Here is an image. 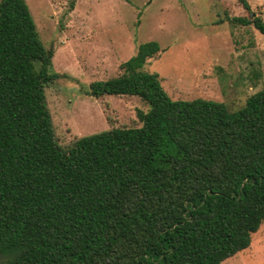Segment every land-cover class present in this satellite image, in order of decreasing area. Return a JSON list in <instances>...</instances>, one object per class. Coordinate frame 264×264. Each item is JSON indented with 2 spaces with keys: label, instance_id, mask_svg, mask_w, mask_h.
<instances>
[{
  "label": "trees",
  "instance_id": "obj_1",
  "mask_svg": "<svg viewBox=\"0 0 264 264\" xmlns=\"http://www.w3.org/2000/svg\"><path fill=\"white\" fill-rule=\"evenodd\" d=\"M229 16L264 35V17ZM158 41L87 94L134 95L135 127L56 138L46 46L28 0L0 1V264H222L264 223V86L234 108L173 99Z\"/></svg>",
  "mask_w": 264,
  "mask_h": 264
},
{
  "label": "rangeland",
  "instance_id": "obj_2",
  "mask_svg": "<svg viewBox=\"0 0 264 264\" xmlns=\"http://www.w3.org/2000/svg\"><path fill=\"white\" fill-rule=\"evenodd\" d=\"M1 1V0H0ZM264 17V0H248ZM46 46L55 47L47 89L58 143L113 127H135L138 96L87 94L90 84L121 72L140 44L156 40L160 53L145 70L157 72L173 99L198 97L234 108L264 86V35L230 21L245 16L239 0H28ZM222 264H264V223L252 245Z\"/></svg>",
  "mask_w": 264,
  "mask_h": 264
}]
</instances>
